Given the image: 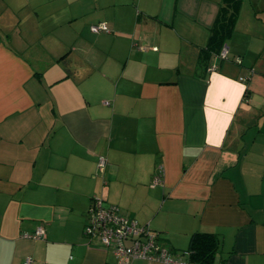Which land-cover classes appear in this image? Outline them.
<instances>
[{"label":"crops","instance_id":"0c3cea01","mask_svg":"<svg viewBox=\"0 0 264 264\" xmlns=\"http://www.w3.org/2000/svg\"><path fill=\"white\" fill-rule=\"evenodd\" d=\"M97 199L175 260L264 264V0H0V264H116Z\"/></svg>","mask_w":264,"mask_h":264},{"label":"built area","instance_id":"2783aa9c","mask_svg":"<svg viewBox=\"0 0 264 264\" xmlns=\"http://www.w3.org/2000/svg\"><path fill=\"white\" fill-rule=\"evenodd\" d=\"M94 31L105 30L100 24L93 27ZM220 57L226 59L227 51L222 50ZM237 62L239 58H236ZM243 81V79H242ZM100 171H103L104 163L100 162ZM162 170L158 168L152 186L161 182ZM84 234L90 238H97L105 247L113 248L118 262L116 264H130L134 259H145L164 264H189L187 254H182L180 259L171 258L170 252L158 242V236L148 228L140 227L133 219H128L119 213L116 206L103 207L97 199L90 207L89 220L84 229ZM43 231L38 229L30 238H42ZM127 243H129L127 245ZM25 264H29L26 261Z\"/></svg>","mask_w":264,"mask_h":264},{"label":"trees","instance_id":"16d2710c","mask_svg":"<svg viewBox=\"0 0 264 264\" xmlns=\"http://www.w3.org/2000/svg\"><path fill=\"white\" fill-rule=\"evenodd\" d=\"M237 4H239V2ZM237 4L233 6V9L234 8L235 9L228 17L225 18L221 13L219 14L216 20V27L212 30L213 34L211 37V42L208 45L209 48H213L215 45H220L221 42H224L232 34L234 30L235 20L237 17V12H236L238 6ZM93 202L90 207H92ZM89 213H90V208L87 211V218H89ZM217 244H218L217 239L214 238L213 235L194 234L190 240L186 260L189 261V259L192 258L195 260L201 259L204 263L210 264V262H213L212 252H214L217 249L218 247Z\"/></svg>","mask_w":264,"mask_h":264}]
</instances>
